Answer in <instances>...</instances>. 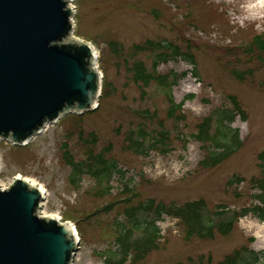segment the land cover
I'll list each match as a JSON object with an SVG mask.
<instances>
[{
	"label": "rangeland",
	"instance_id": "374dc122",
	"mask_svg": "<svg viewBox=\"0 0 264 264\" xmlns=\"http://www.w3.org/2000/svg\"><path fill=\"white\" fill-rule=\"evenodd\" d=\"M72 6L73 36L97 53L103 95L94 111L62 117L24 147L1 141L0 187L21 177L44 191L38 215L76 230L72 264H105L100 255L108 250L120 256L116 225L128 228V212L140 206L148 207L141 216L155 222L159 237L144 254L131 248L125 264H231L237 252H254L264 264V221L256 216L238 220L227 236L199 238L172 211L200 202L208 215L258 205L264 52L254 45L264 34V0H74ZM160 45L185 57L160 61L154 70L156 55H170ZM137 64L146 82L136 78ZM223 111L234 114L227 128L232 146L240 144L225 159L199 135L208 120L207 134L215 135ZM140 132L142 154L134 145ZM100 160L123 175L109 183L90 174L71 181L78 165L86 171Z\"/></svg>",
	"mask_w": 264,
	"mask_h": 264
},
{
	"label": "water",
	"instance_id": "95a60500",
	"mask_svg": "<svg viewBox=\"0 0 264 264\" xmlns=\"http://www.w3.org/2000/svg\"><path fill=\"white\" fill-rule=\"evenodd\" d=\"M72 0H0V141L22 147L102 89L94 49L73 37ZM43 193L16 177L0 190V264H72L73 227L38 215Z\"/></svg>",
	"mask_w": 264,
	"mask_h": 264
},
{
	"label": "trees",
	"instance_id": "16d2710c",
	"mask_svg": "<svg viewBox=\"0 0 264 264\" xmlns=\"http://www.w3.org/2000/svg\"><path fill=\"white\" fill-rule=\"evenodd\" d=\"M159 47L161 50L167 49L170 55L169 57H167L163 53L156 55L157 59L154 63V70L156 69L160 61H165L168 58L185 57L176 48L163 47L162 45H160ZM254 47L264 52V34L256 38V44L254 45ZM141 69V64H137L135 70L138 74V77L136 78L138 80L146 82L150 77L149 75H146L145 72ZM192 75L194 77H197L196 70L192 71ZM173 78V82L169 85V88L177 84L176 77L174 76ZM169 101L173 105V99L171 97V94L169 95ZM218 115V128L215 135L209 137L207 134L209 120L206 121V129L202 127V132L200 131L199 135L201 136V139H203L205 142H210V148L217 151L221 149L223 151V154L215 156L216 158L221 157V159H225L231 156V154H233L239 148L240 144H237L235 147L232 146V143H234L233 141L235 139H231L229 134L230 130L227 128V124L232 122L234 114H232L231 111H223L219 112ZM203 133L205 134L204 137ZM144 136L145 135L140 132L137 136V139L135 140L136 142H134V145L138 148L136 152L139 154H142L144 153V151H146L143 146V141L146 140ZM152 140L154 143L159 142V139L156 138H153ZM211 160H215V158L213 157ZM213 165L214 164H212V166ZM83 167V165H78L77 168L73 170L71 174V181L74 184H77L81 180V176L84 175L90 174L93 178H95L97 182L104 181L106 183H109L111 178L116 173L122 174L115 164H112L108 161H97L93 164V167L90 170L88 169L89 171H83ZM230 184H232V182ZM255 186L259 190V194L254 197V200L258 202V205L252 207L251 209H243L239 212L229 213L220 211L218 213L208 215V212H206L202 207L203 203L200 202L199 204L189 203L180 208H172V211L175 212L177 218H181L187 222H190L192 229H194V231L192 232L197 234L199 238H212L214 231L221 234L222 236H227L230 233L234 223L249 214L256 216L261 221H264V176L261 180L256 182ZM146 209L148 211V207L140 206L137 209H131L128 212V228L122 224L116 225L118 233L117 247L119 249L118 251L120 253V256L118 255V253H116V251H105L100 255V257L104 260L105 264H125L126 258L124 254L128 253L131 248L135 247V250L138 253L144 254L145 252L150 250L149 248L153 246V243L159 237V230L157 227H155L154 221H147L146 219H144V217L141 216L142 214H144V212H146ZM135 232H142L144 235L138 241H134L132 239V234ZM233 260L232 262H230L231 264H257L258 255H256L254 252H237L235 253V257L233 258Z\"/></svg>",
	"mask_w": 264,
	"mask_h": 264
},
{
	"label": "bare ground",
	"instance_id": "6f19581e",
	"mask_svg": "<svg viewBox=\"0 0 264 264\" xmlns=\"http://www.w3.org/2000/svg\"><path fill=\"white\" fill-rule=\"evenodd\" d=\"M98 55H97V53H96V57H97ZM29 182V181H28ZM29 184L31 185V186H35L32 182H29ZM41 191H42V193L44 194V191L41 189V188H39ZM44 196H45V194H44Z\"/></svg>",
	"mask_w": 264,
	"mask_h": 264
}]
</instances>
